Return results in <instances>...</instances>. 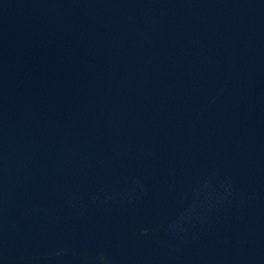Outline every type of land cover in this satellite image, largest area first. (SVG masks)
Segmentation results:
<instances>
[{"label": "water", "instance_id": "95a60500", "mask_svg": "<svg viewBox=\"0 0 264 264\" xmlns=\"http://www.w3.org/2000/svg\"><path fill=\"white\" fill-rule=\"evenodd\" d=\"M0 264H264V0H0Z\"/></svg>", "mask_w": 264, "mask_h": 264}]
</instances>
